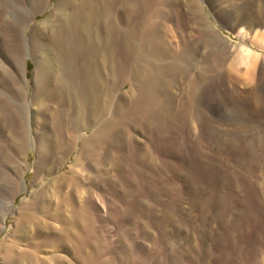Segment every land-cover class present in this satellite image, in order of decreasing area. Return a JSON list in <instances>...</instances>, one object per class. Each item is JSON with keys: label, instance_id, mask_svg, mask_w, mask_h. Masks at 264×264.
Listing matches in <instances>:
<instances>
[{"label": "bare ground", "instance_id": "obj_1", "mask_svg": "<svg viewBox=\"0 0 264 264\" xmlns=\"http://www.w3.org/2000/svg\"><path fill=\"white\" fill-rule=\"evenodd\" d=\"M1 1L4 0H0L2 4ZM202 1L226 20H234L232 8L247 1L249 11L244 12L248 13L234 23L241 36L252 29L257 32L264 25L257 18L261 0H55L47 17L32 24L27 36L24 34L27 22L4 21L6 10L0 4V51L8 57L12 67L28 54L35 61L30 80L21 74L23 84L27 88V81L30 82L33 91L29 104L30 125L25 124L24 112L12 98L0 94V129L11 135L8 139L1 136L0 146L4 156L11 164L14 162L0 170V180L5 184L9 198V204L3 205L5 208L0 211V233L9 228L0 239V264H91L110 244L102 234L93 240L105 222L115 218L124 222L128 214L136 216L137 212L154 207L163 211L164 222L156 223L159 229L177 226L174 216L170 215L173 207L166 198L175 194L178 183L174 176L181 174L189 186L188 196L184 199L185 212L192 213L191 208L202 198L207 213L203 217L205 226L201 232L203 255L198 261L196 248L191 246L187 251V264H240L238 259L246 264H264V163H253L249 168L244 165L234 180H225V175L230 172L226 164L228 159L225 162L219 155L223 152L232 155L230 152L239 150L244 141V149L253 150L254 140L251 139L257 135L260 124L257 118L264 111V55L240 47L230 63L227 61L229 73L236 71L231 70L234 63V67L243 65L249 70L262 57L256 85L251 83L255 77L247 71L243 74L226 73L222 79L213 78L208 82L209 70L215 68L216 59H198L203 46L211 41L205 31L211 29L221 39L226 38L215 30L212 23L211 27L210 24L205 26ZM19 2L28 5L32 13H41L48 7V0ZM173 20L179 24L176 33L182 41L177 52L166 35L169 30L167 22ZM190 31L195 33L193 39L188 37ZM233 48L228 47L229 51ZM22 69L25 73V67ZM12 71L6 70L8 76L5 75L9 77L6 86L13 94L20 91L21 85L16 82ZM125 83H129L126 90L130 91L129 95L122 93L113 103L115 90ZM254 86H257L256 90L252 88ZM178 95L183 97L181 107L175 104ZM202 98L206 104L219 98L248 104L252 117L244 110L252 121L246 130L247 138L240 136V131L233 126L223 125L228 128L213 131L211 126L215 121L210 114L201 118L197 114ZM196 117L200 129L191 138L190 128L198 126L193 121ZM37 120L41 121L39 128ZM183 123L191 125L184 140ZM84 129H90V132ZM134 130L147 134L142 145L139 144L142 139ZM20 132L26 135L23 140L15 137ZM209 143L215 146V152L208 147L211 146ZM31 147L35 150L34 184L55 172L58 163L59 169L65 162L66 158H57L58 150L61 149L63 154L74 150L76 153L66 172L55 174L50 182L41 185L31 195L29 192V196L14 207L16 195L31 188L23 178L28 168L23 159ZM126 148L131 152L132 164L127 163ZM158 150L171 152L172 159L154 156ZM112 166L130 168L131 177L122 173L117 177L105 176V170ZM95 169L99 174L94 173ZM161 178L162 181L167 178L168 185L160 182ZM148 179H154L153 184L149 185ZM219 180L228 182L234 195L218 191V185L214 188ZM86 181L88 185L84 184ZM205 181L211 185L207 189ZM117 182L121 186L118 187ZM97 183L106 187L107 194L112 196L105 203L107 219L93 211L92 193ZM134 184L141 185L144 193L147 190L154 193L147 192L146 197L135 201V208L130 210L128 204L134 198L131 199L129 194L135 192L131 190ZM119 189L126 193L121 195ZM163 190L165 194H162ZM190 195L193 198L190 199ZM233 202H237L236 207ZM232 213L235 217L228 218ZM9 214L14 215V220L7 226L5 221ZM210 219L219 223L217 245L213 251L206 249L205 245L212 231L208 228ZM194 220L193 217H181L179 225L192 226ZM238 220L251 224L249 235L233 236L234 231H241ZM129 222L121 223L115 251L105 264H125L128 256L136 250L126 246L125 240L132 238ZM72 245L76 249L83 248L82 254L68 257L67 249ZM232 245H237L235 251ZM166 250L165 260H156L154 264H182L179 247L167 246Z\"/></svg>", "mask_w": 264, "mask_h": 264}, {"label": "rangeland", "instance_id": "obj_2", "mask_svg": "<svg viewBox=\"0 0 264 264\" xmlns=\"http://www.w3.org/2000/svg\"><path fill=\"white\" fill-rule=\"evenodd\" d=\"M1 2H2V4L1 3L0 4L4 5L5 10H6L5 16H4V21H6V22L22 21V23L27 22L28 25H25V27H24V32H25L24 34L28 36L31 25L34 24L35 22L41 21L42 19L47 17V15L50 12V8L52 7L55 0H48V7L41 13L40 12H37V13L30 12L28 5L23 4L22 2H19V0H4ZM4 2H5V4H4ZM244 2L237 4V6L232 8L231 13L232 14L234 13L233 14L234 20L221 19L216 14L214 8H211L210 6H208L205 1L201 2L202 20L204 21L205 26L209 27V24H210V27H211V23H212L215 30L219 31L220 34L224 38H226V40L221 39L220 37H218L216 35L215 31L213 32L211 29H207V31H205V35L207 34V37L209 39H211V41L206 43L205 46H203V48L201 50V54L198 57V59L201 60L204 57L205 58L207 57V59L209 58L208 59L209 61L216 59V60H214L215 63L213 61V63H214L213 66L215 68H213L212 70H209L210 75H209L208 82L212 81L213 78L219 80L218 78L220 77L222 79L223 76L226 75V73H228L227 65H229L230 61L233 59L235 54L240 50V47H243V48L245 47L247 49H251L256 54H259L260 56L264 55V25L262 27L258 28L257 32L255 29H252L250 32L247 33V35H242V36L238 34L237 28L234 26V23L236 22V20H238L240 17L242 18L244 15H246L248 13V12L245 13L244 11H247V10L249 11V6H248L249 4L247 3V1L245 3ZM245 4L247 5L248 9L246 8ZM261 4L262 5H260V6H261L262 11L259 10V12L257 13V18L264 22V0H261ZM238 6H240V7H238ZM243 6H245V7H243ZM238 8H240L241 11H238L239 10ZM242 8L243 9L246 8V9L243 10ZM242 10H243V12H242ZM233 11H235V12H233ZM186 16L189 17L188 15H186ZM173 21L171 23L167 22V25L169 26V30L167 31L168 34L166 33V35H167V39L169 40L170 44L172 45V49H174L175 52H177L182 47L181 46L182 41L180 40L181 37L180 38L177 37V33H176V29L179 27V24L176 23L177 21H174V23H175L174 24ZM191 33L193 35H191ZM185 34H187V30H186ZM194 34L195 33L193 31L192 32L190 31L188 34V37L190 36L193 39L195 36ZM210 36H211V38H210ZM228 44H230V45H228ZM230 46H232V47L234 46V48H233L234 50L230 49L231 52L228 49V47H230ZM226 50H228L229 53H233V54H229V53L225 52ZM221 51H222V53H220ZM219 54H220V56H219ZM225 57H226V59H225ZM222 58L225 59V60H223L224 62H226L225 64L222 61ZM261 59H262V57L255 63V67L253 66L254 69L251 68V66H250L249 70H248L249 67L246 68L243 65H240V66L237 65L236 66V67H238V69H237L236 67H234L235 66V63H234V65H231L233 67L231 70H236V71H232V72L230 71L231 73L230 72L229 73L235 74V72H236V74L237 73L243 74V73H245V71H247L251 76L255 77V78H253L251 83L253 85H256V83H257L256 77L258 76L259 67L262 64ZM20 61L23 63L18 62V64H17L18 66L16 65V67H12L8 61V57L3 52L0 51V89H1L0 91H2L0 94H1V97H5L8 99L12 98L11 100L17 104V106L19 107L21 112H24L23 121H26L25 124L30 125L31 124V115L29 112V108L31 105V98L33 96V91H32V87L30 85V82L27 81V85H28L27 88H26L25 84H23V82L21 80L23 76H21V74L25 75L24 78L26 80H30L31 75H32V71H33V68L35 65V61H34V57L29 55V54L23 56L22 60H20ZM221 61L223 62V64H221ZM23 64H25V65H23ZM10 67L13 70L12 73L14 72V74L16 75V80H17L16 82L18 83V85H21L20 91H17L15 93L13 92V94H12L10 88L8 86H6V83L9 80V77L7 78L8 72H6V70H11ZM22 67H25V73H23ZM229 77L232 79V76H229ZM232 80L235 81V78H233ZM1 83L3 86L1 85ZM232 84H228V85H230L229 87H232ZM236 85L237 84H235V87H236ZM256 87L257 86H254L252 88L254 90H256L255 89ZM221 88H222V85H221ZM237 88H241V87L237 86ZM117 89L115 90V93H114V98L115 97L116 98L113 100V103L116 102V100L118 99V97L122 93H125V95H129V93H130V91H126L129 89V83H125L124 86L117 88ZM25 94H26V96H25ZM28 100H29V102H28ZM182 100H183V97L181 95H178V97L176 98V103H175L176 107H178V106L181 107ZM253 104L251 103V105H253ZM23 105L25 106V108ZM246 105L248 106V104H246ZM246 105H245V103L243 104V102L237 103L235 101H232V100L229 101V100L222 99V98H219L217 101H210L208 104H206L205 100L202 98L200 105H198L197 114H198L199 118L204 117V116L207 117L210 114L211 118L215 121L214 122L215 124L213 126H211V129L213 131H217L219 129L221 130L222 128L225 129L228 127L231 128L233 126V127H236V130H238L237 132L240 131L239 135L242 137L244 136L246 139L247 134H248V131L246 132V130H249V128H250L249 125L252 121V119L250 118V115L252 117L251 110H249ZM244 108L246 111H248L250 113V115H249V113H246ZM241 109H242L243 113L241 112ZM260 116L257 118V120L260 123L256 129L257 135L255 136V139H253V138L251 139V140H254V141H252L253 147L252 146L251 147L253 150H251V152L249 150L244 149L245 148V146H244L245 141L241 140L244 142L240 143L239 150H235L233 152H230V154H232V155L228 156L225 152L219 154L222 156V158L224 157L225 162L228 159L226 164L229 165L228 167L230 169V172L225 175V180H231V179L234 180L239 175V174H237L238 170L241 169V167L244 165H246V167H248V166L250 167L253 165V163L254 164L255 163H264V111H262V114ZM25 118H27V119H25ZM255 119H256V117H255ZM194 120L196 121V122H194L195 123L194 125H196V124L198 125L197 127L195 126L196 127V128H194V129H196L195 131H193L194 130L193 127L190 128L191 125L189 123H186V124L183 123L185 125V126L182 125V127H181V129L184 128V129H182V132H184V135H182V136H184L182 138L183 140L187 137L188 133H186V132H188L189 128H190V131L192 132V134H190L191 138H193L196 135L195 134L196 132L199 133L198 130L200 129V125L198 123L197 117L193 118V121ZM217 125H219L221 128ZM223 125L228 126V127H225ZM36 126H37V128L41 127V121L40 120L36 121ZM237 128H239V129H237ZM83 131L90 132V129H84ZM241 132H243V133L246 132V133L244 135ZM7 133L8 132L5 129H0V137L2 136L3 138L5 137L6 139H8L9 136L11 137V135L9 133L8 134ZM134 133H136L137 136L140 139H142L139 142V144L142 145L143 141L147 137V134L145 132L140 131V130H134ZM198 133H197V135H198ZM23 135H24V137H23ZM192 135H193V137H192ZM15 137L18 140H21V139L23 140L26 137V135H25V133L23 134L20 132L19 134H16ZM208 145H211V143H209ZM208 147L210 149H212L213 152H215V150H214L215 146L214 145H211ZM114 149H115V147L113 148V150ZM127 150H128V148L125 149V157L128 158L127 163L132 164L133 163L132 158L130 157L131 152L128 150L129 151V153H128ZM245 150L247 151V153ZM75 151L76 150L71 151L70 153L67 152V153L63 154L61 149L58 150L56 152L57 158H60V160H61V158H62V160L66 158L65 162H63L62 166L59 169H58L59 163L57 164V166L55 167V169L57 168L56 169L57 172L55 171L52 174H47L48 176L46 175L45 177H42L40 179V181H38L36 184H34L35 182L33 180L34 179L33 166H34V161H35V150L32 147L27 149L26 150L27 157L23 160L28 165V168L25 169L23 178H24V182L26 183L27 187L30 188V186H31V188L28 189L29 191L28 190L22 191L16 195L15 201L13 202L14 207L19 206L21 199L29 196V192H31L30 193V195H31L41 185L43 186V185L47 184L48 182H50L55 174H61L63 172H66L67 171L66 169H69V168H67V166L70 165L72 160H73L74 154L76 153ZM58 153H59V155H58ZM0 154H1L0 155V168H1L0 170L3 171L5 166L13 165L14 162H12V164H11L10 160L4 156V152H3V149L1 146H0ZM154 156H160L161 159H166V160H171L173 157L171 152L165 151V150L162 152L160 150L156 151V153H154ZM1 158H2V160H1ZM7 160H8V163H7ZM3 161H5V162H3ZM131 171L132 170L130 168L123 169L121 167L112 166L107 171L105 170L104 175L105 176H112L113 175L114 177H117L122 173L126 176H130ZM94 173L99 174V170L95 169ZM68 176H69V172H68ZM133 176L137 177L136 175H133ZM167 180L168 179L166 178L165 180L162 181V178H161L160 182H162L164 185H168ZM174 180H176V182L178 183V185H177L178 187L176 189V192H175V194H173L174 196L168 195L166 199H167V202L173 207L170 215L174 216V221L178 225L177 226L169 225V226H166L164 228L159 229L156 226V223H158L160 221L164 222L163 211L161 208L156 209L154 207V208H152V210L145 209L141 212H137L136 216H130L129 214L127 217L125 216V220L127 222H129V220H130L129 227L131 228L130 229V235L132 237L130 241L125 240L126 246H128L127 248H129V249L132 247H133V249H136L134 252H132L128 256L125 264H154L156 262V260L164 261L166 258L167 250H168V249L166 250L167 246L168 247L173 246V247H177V248L179 247L180 248V251H181L180 258L182 260V264H187V262H186L187 251L190 249L191 246L192 247L195 246V248H196V253H197V254H195L196 259L198 261L201 260L200 257H202V255H203L202 250H201V248L203 246V238H202L201 232H202V228H204V226H205V224L203 223V217L205 216V214H207L206 210L202 206V198L199 199L195 203V205L191 208L192 213H186L185 212V202H184L185 200L184 199L186 196H188L187 192L189 191V186L184 183L185 181H184V175L183 174L175 175ZM222 181L223 180H219L217 182V184L214 186V188L218 185V188H217L218 191L220 190V192H224V193L227 192L229 194H232L234 191L232 186L228 185V182H222ZM147 182L149 185H151V184H153L154 179H148ZM32 183L34 184L33 186H32ZM207 183H208L207 181L204 182V185H206L205 186L206 189H207V186L208 187L211 186ZM84 184L88 185L87 181ZM117 185H118V187L121 186V184L119 182H117ZM131 187H132L131 190H135V192L133 191L132 192L133 194H129V195H130L131 199L134 198L135 200L133 199L128 204V207L130 208V210H133L135 208V205L137 204L136 202H138L139 200H142V198L146 197V194L154 193L152 190H150V191L147 190L144 193L145 190H143L141 188V185H139V184H134ZM136 189H137V191H136ZM107 191H108V189L106 187H104L100 183H97V185H96V187L92 193V194H94L93 199L95 202V206H94L95 210L93 209V211H95L97 214L101 215L102 216L101 218H103V219H104V217L105 218L107 217V212L105 210V203H107L109 200L112 199V196H109L107 194ZM119 192L121 195L123 193H126V192H123L122 190H120ZM105 194L108 195L110 198L107 197ZM162 194H165L164 190L162 191ZM104 195H105V197H103ZM233 195H234V193H233ZM171 197H173V198L171 199ZM191 198H193V195H190V199ZM147 199H149V197ZM8 204H9V198L7 196V189H6L5 184L2 182V180H0V211L2 210V208L3 209L5 208L4 207L5 205L7 206ZM236 204H237V202H233L234 207H236ZM119 206H120V208H123L121 204H119ZM182 208H183V210H182ZM230 211H232V207H231ZM153 212H154V214H153ZM152 214L155 216V218L152 217ZM8 216L9 217L5 221V224L7 226L10 225L12 223V221L14 220V215L9 214ZM180 216L184 219L185 218H192V217L195 218L196 222L194 220L192 223V226L195 224V227H192L189 224H187L186 226L179 225L181 222ZM232 217H235V214H233V213L230 214V216L228 218H232ZM116 219L117 218H115V220H110L108 222H105L102 226L103 229L100 228L101 230H97L96 231L97 233L94 234V236H93L94 241L97 240V237H99V235L102 234L101 235L102 238L103 239L108 238V241H109L108 243H110V244L108 246L106 245L103 252L99 256H97V258L94 259L91 264H105V262L108 261L110 256L115 251V245L117 244V240H116L117 234L119 233V231H121V228H122L121 223L124 224L126 222V221L122 222L121 220L116 221ZM210 221H212V220L210 219L208 222V228L210 227L212 229L210 239H209L210 241L209 240L206 241L207 244H205V245H206V249H210L213 251L217 245V242H215V241H217L216 235H217V231H218L217 226H219V223L217 220H213L211 223H210ZM237 225L240 226L242 232L241 231L240 232L234 231L233 236L235 238H237L239 236H240V238H242L243 236L249 235L251 233V226H250L251 224H243L242 220H238ZM245 226H246V229H244ZM8 230H9V228L6 229V231H3L0 233V239L4 236V234ZM102 231L104 232V235H103ZM239 233L242 235H240ZM169 239H170V241H169ZM236 246L237 245H232L233 251H235L237 249ZM80 249H82V250H80ZM83 251H84L83 248H77L76 249L75 245H72V246H70V248L67 249L68 257L74 258L76 256L81 255ZM208 258L211 259L212 257H208ZM238 260L241 261L242 264H246L244 260H241V259H238ZM82 264H84V263H82Z\"/></svg>", "mask_w": 264, "mask_h": 264}]
</instances>
